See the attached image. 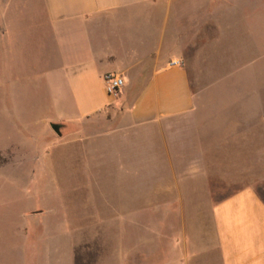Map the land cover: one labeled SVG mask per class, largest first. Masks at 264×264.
<instances>
[{"label":"rangeland","instance_id":"rangeland-1","mask_svg":"<svg viewBox=\"0 0 264 264\" xmlns=\"http://www.w3.org/2000/svg\"><path fill=\"white\" fill-rule=\"evenodd\" d=\"M245 12L258 21L248 41L257 71L242 70L240 40H203L210 54L189 65L190 112L119 132L115 121L105 134L109 126L95 119L99 148L74 140L80 131L70 134L71 126L59 136L50 130L61 109L73 111L70 98H31L45 87L28 79L8 88L15 97L0 99V264H113L102 261L112 250V215L94 208L118 199V160L135 180L137 211L117 214L115 240L131 236L135 264L193 220L202 233L210 207L237 189L251 185L264 198V0H249ZM39 54L37 40L24 37L10 56L27 77Z\"/></svg>","mask_w":264,"mask_h":264},{"label":"crops","instance_id":"crops-1","mask_svg":"<svg viewBox=\"0 0 264 264\" xmlns=\"http://www.w3.org/2000/svg\"><path fill=\"white\" fill-rule=\"evenodd\" d=\"M248 2L0 0V87L5 88L0 99L14 98L15 91L8 88L24 79L45 87L33 90L31 98H70L73 111L61 109L48 121L50 130L59 136L71 126L70 134L80 131L74 140L93 148L100 147L90 136L89 125L95 119L109 126L103 129L105 134L114 131L111 126L115 121L119 132L122 127L160 124L185 115L196 100L189 65L210 54V50H201L203 40L213 41L208 47L214 45L219 33V37L240 40L242 70L257 71L255 61L248 59L254 51L248 41L257 32L258 21L246 14ZM24 37L36 39L44 49L43 57L39 54L29 64L27 77L25 67L15 66L10 56ZM172 60L180 65H170ZM108 72L124 80L116 97L105 91L103 75ZM52 124L57 125V131ZM120 161L115 180L117 201L113 200L110 208L97 206L94 210L112 215L115 232L111 253L103 254L102 261L111 257L113 264H135L136 245L131 236L125 245L115 240L117 214L130 211L132 205L137 211L135 180ZM203 225L200 233L193 220L189 228L183 225L177 231L175 239L164 236L155 252L145 251L146 264L157 260L159 264H264V198L253 186H244L215 202Z\"/></svg>","mask_w":264,"mask_h":264},{"label":"built area","instance_id":"built-area-1","mask_svg":"<svg viewBox=\"0 0 264 264\" xmlns=\"http://www.w3.org/2000/svg\"><path fill=\"white\" fill-rule=\"evenodd\" d=\"M170 65H180V63L176 60H172L169 63ZM103 81L105 85V91L107 94L116 97L120 92L121 88L124 85L123 78L115 73H105L103 75Z\"/></svg>","mask_w":264,"mask_h":264},{"label":"water","instance_id":"water-1","mask_svg":"<svg viewBox=\"0 0 264 264\" xmlns=\"http://www.w3.org/2000/svg\"><path fill=\"white\" fill-rule=\"evenodd\" d=\"M52 128H53L55 131H57V130H58V127H57V125H56V124H52Z\"/></svg>","mask_w":264,"mask_h":264}]
</instances>
